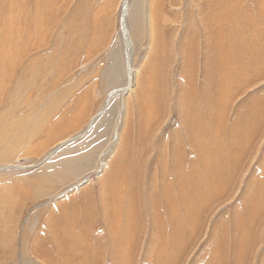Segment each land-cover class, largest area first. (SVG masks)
<instances>
[{"label":"rangeland","instance_id":"rangeland-1","mask_svg":"<svg viewBox=\"0 0 264 264\" xmlns=\"http://www.w3.org/2000/svg\"><path fill=\"white\" fill-rule=\"evenodd\" d=\"M36 5L0 0V58L12 36L19 47ZM97 5L104 6L102 29L110 43L98 46L100 54L89 56L85 48L73 58L52 90L58 108L46 111L50 97L28 85L19 101L0 105V264H114L118 256L120 264H264V0ZM199 18L209 21L201 26ZM194 26L198 52L190 61ZM115 47L117 74L92 87L93 73L108 74ZM190 97L200 99L204 114L185 111ZM145 135L148 153L140 147ZM141 156L147 163L140 179L118 189L121 212L89 215L83 190L92 188L94 197L116 157L132 177ZM69 159L82 165L72 174V165L60 166ZM162 189H171L169 207L153 201L140 211L138 199L146 202L149 194L152 201ZM45 217L50 228L36 227ZM124 225L131 227L128 237L131 231L138 237L131 246L114 233ZM109 234L115 237L107 240Z\"/></svg>","mask_w":264,"mask_h":264},{"label":"bare ground","instance_id":"bare-ground-1","mask_svg":"<svg viewBox=\"0 0 264 264\" xmlns=\"http://www.w3.org/2000/svg\"><path fill=\"white\" fill-rule=\"evenodd\" d=\"M98 1L99 0H73V1H70V0H37L36 6H38V12H37L36 16L33 18L32 23H30V21L27 19L26 25L24 26V28L21 29V31H20L21 41H20L19 47H17V44H15L13 42V36H12L11 40L8 41V44L6 47V52H7L6 56L4 58L3 57L0 58V105L3 106L4 103L6 104V102H8V101L10 102L11 99L16 98L17 96H19V98H18V101H19L23 96L20 94L24 93L22 91V89H24V91H25L26 87H27L26 85H28L31 89L35 88L37 90V91L35 90L36 91L35 93H37L41 89H44L43 93H46L50 97V100L47 101V103H49L50 106L46 109V111L47 110L49 111L53 108H58V104L55 101L56 97L53 95L52 90L54 87H56L58 85V83L62 82L63 77H65L66 74H69V70L72 68L73 58L76 55H78L79 53H81L82 51H85V48H86V51L88 50L87 54L89 56H93L96 53V52H94L95 50H97V52H99V54H100L101 53L100 49H102L103 47L101 46L100 48H98V46L104 45L107 42L110 43L111 35L108 37L107 32H103L105 30L102 29L103 28L102 27L103 22H102V18L100 15V11L104 6H99L101 4L97 5ZM26 3H28V2L26 1ZM69 4L70 5L72 4V5L70 6ZM103 5H105V4H103ZM156 11H154V12H156ZM138 13H142V12L140 11ZM90 17H92V18H90ZM89 18L91 20L93 19L92 23L88 20ZM103 19H104V17H103ZM199 20L201 21V26L204 24L206 25L209 21V19H207V18L204 21H202L201 18H199ZM141 24H142L141 21L137 20L136 25L137 26L139 25L141 27L142 26ZM192 29H195V32L193 34L194 40L192 39V43L190 45V48L192 49L191 53H190L191 56L189 57L190 61H193V59H195L197 52H198V44L196 42L197 41L196 39L198 36V30H196L195 26L192 27ZM197 29H198V27H197ZM150 30H151V28H150ZM154 31L156 32V30H154ZM157 32H158V30H157ZM151 33H150V35H152ZM211 34H212V31H211ZM195 37H196V39H195ZM151 40L154 41L153 38ZM155 40H157V39H155ZM151 43H152V41H151ZM154 43H156V42H154ZM162 45H163V43H162ZM91 47H93V48H91ZM193 47L195 48V51H194ZM17 51L19 52V54ZM111 54H112V57L110 60L111 63H109L110 68L105 71L108 74L106 75L105 78H103L101 75L102 73H93L94 74L93 78H96L97 80H96V82H93L94 84L92 85V87L94 85L97 86L98 83L100 84L99 79H101V81L103 83L106 82L108 84L113 79V76L115 74H117L118 68H119V63H120V54L118 52V48L115 47V50L113 49ZM157 54L158 53H154V55L153 54L152 55L154 56V58H156L155 55H157ZM158 59L161 60L160 58H158ZM197 61H198V59H197ZM23 62H25L24 65H23ZM93 65H95V64H93ZM16 73H18V74H17V77L15 78ZM14 78H15V80L13 81L12 84H10V81H12ZM38 81L41 83H39ZM42 81H43V83H42ZM79 81L81 82V80H76L77 83H79ZM4 85L6 86L5 89L6 88L8 89L7 94H3L2 87ZM24 86H26V87H24ZM158 86L160 88H162V90H163L162 94H165L167 96V93H166L167 90H165L166 84L160 80L158 83ZM193 89H195V88H193ZM193 89L191 91H193ZM67 90L68 89L63 88L62 92H64L66 94V92H69L70 89L68 91ZM195 90H197V89H195ZM192 93L191 94L194 95L195 92H192ZM184 96H186V94H184ZM182 99H181V101H184ZM186 102H187V104H186L187 110H185V111H187L189 114L196 115L197 110L200 111V114H204L203 113L204 112L203 106L200 108V106H201L200 99H198L196 101L195 97H193V98H191V100L187 99ZM190 103H191V105L194 103L192 105V107H190ZM7 104L9 105V103H7ZM15 104H17V103H15ZM17 105H19V103ZM73 105H74V103H73ZM181 105H183V104H181ZM184 108L186 109L185 105H184ZM160 110H162V112H164L163 109L159 108V111ZM55 111H56V109H55ZM77 115L78 114H76V116ZM194 115H191V116H194ZM192 119H193L192 122L194 125L195 119L193 117H192ZM196 120L198 123L199 120L198 119H196ZM148 138H149V136L145 135L144 141H146L147 146L145 144L140 146V147H142L141 152H143V148L146 149L148 147V150L146 151V153L149 152V149L150 150L152 149V145L149 144ZM146 153H145V155H142V156L145 157ZM162 153H164V152H162ZM140 155L141 154H139L138 157ZM142 156L140 157L141 160H139L137 158L138 159L137 160L138 165L136 168H138V169L135 170V171H137V173H135L132 177L129 175L127 169H123V168L119 167L120 160L116 157L113 164L109 167L108 172L106 174H104L105 176H103L101 179L98 180V183H99L98 185H100V186H99V189H97V191L95 190L96 195L94 197L90 196L91 193L93 194L92 188L83 190L84 193L86 194V197L84 198L85 207H87V209L90 207L89 210L85 209L89 215L94 216V215L98 214L100 211H101L100 212L101 215H104L105 211L106 212H113V213L121 212V209L118 208V206H117L118 204L116 202L124 200V199H122L120 197L118 189L123 188V187H121V183L126 184L128 181H131L133 178L140 179L141 174L139 173V171L141 169H142V171H144V169L142 167L146 166V163H147V160H146L147 157H145L146 159H143V161H142ZM178 158H177V161L175 163L180 164L181 160ZM156 160H158V159H156ZM130 161L132 162V160H130ZM167 161H168L167 156L164 155V163H162L163 164L162 166L165 167V165L168 164ZM72 162L73 161H71V159H69L68 161L63 163V166L62 165H60V166L62 168L63 167L71 168V165H72V169L74 171L71 173L69 172V174H72V173L77 172V169L82 166V165H78L77 163L73 165ZM155 162H154V164H155ZM142 163H143V165H142ZM183 167H184L183 163L179 165V169H183ZM68 170H70V169H68ZM117 171H118V173L116 175L114 172H117ZM117 178H119V179H117ZM117 180H121V182L119 184L113 182V181L117 182ZM161 180H164V178H162ZM160 183H161V181H160ZM139 184H141V183H139ZM157 187H158V185H157ZM180 188L181 187L178 186L179 191L177 192V195H179L178 193H181ZM170 190L162 189L157 194V196H156L157 198L152 199V201L148 200V199H151L150 198L151 195H149V194H148V196H150V197L147 198L146 202L141 198L138 199V202L140 201V203H139L140 211H145V207L146 206L149 207V205L153 201L155 202L154 204H156V207L161 206L163 209H165V203H166V206L169 207V203L167 204V202H169V200L173 199V195H171ZM90 191H91V193H90ZM107 199H111L110 202H112V203L111 204H110V202L106 203ZM96 204H98L99 210H97L94 207ZM71 207H73V206H71ZM173 208H174V206L172 207V209ZM82 212H83V210H82ZM2 220H4V219L2 218ZM76 223H78V222H76ZM50 225H51V222L49 221V218L45 217L44 220H42V224L40 226H36V227H38V228H45L46 227L47 229H49ZM88 226H89V224H86L83 226L87 232H89V229H90V228H87ZM75 227H76V225L74 226V228ZM107 227L108 226H104L102 229V236L103 237H105L107 235ZM123 227L124 228L116 229V231L114 233H117L121 237H123L125 239V242L128 245L131 246L132 242L135 244L136 241H138V239H137L138 237L136 238V234L133 231H131L129 234V237H128V235L126 233L128 232L129 229H131V227H129V225H124ZM60 230L65 235L66 234L69 235V233H70L68 230H67V232L65 231V227L60 228ZM113 237H115V236L109 234L106 237V239L108 240V239H111ZM148 241H150V240H148ZM1 243H2V239H1L0 244ZM118 245L121 248L123 243L120 242ZM147 245H149V244H147ZM146 248H147V246H146ZM114 260H115L114 264H120V261H122L120 256L116 257Z\"/></svg>","mask_w":264,"mask_h":264}]
</instances>
